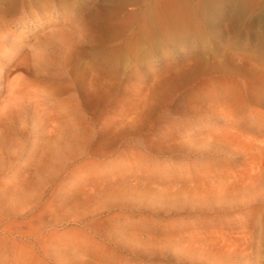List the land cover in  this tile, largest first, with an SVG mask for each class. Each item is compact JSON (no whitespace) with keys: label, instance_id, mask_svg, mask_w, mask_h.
I'll list each match as a JSON object with an SVG mask.
<instances>
[{"label":"rangeland","instance_id":"rangeland-1","mask_svg":"<svg viewBox=\"0 0 264 264\" xmlns=\"http://www.w3.org/2000/svg\"><path fill=\"white\" fill-rule=\"evenodd\" d=\"M0 264H264V0H0Z\"/></svg>","mask_w":264,"mask_h":264},{"label":"bare ground","instance_id":"bare-ground-1","mask_svg":"<svg viewBox=\"0 0 264 264\" xmlns=\"http://www.w3.org/2000/svg\"><path fill=\"white\" fill-rule=\"evenodd\" d=\"M182 1V0H181ZM185 1H188V0H185ZM202 1V6H204L205 4H207V0H201ZM209 1V0H208ZM232 1H234L235 3H236V5H238V4H241V2L243 1V0H232ZM7 2H9V4L11 5V6H13L14 5V2H15V0H7ZM183 4H184V2H183ZM209 6V5H208ZM208 11V10H207ZM191 12L193 13V14H197V13H195L194 12V10L192 11V9H191ZM209 12V11H208ZM237 12L239 13V12H241V8H240V6H237ZM200 14V16H202L203 14H204V11H202V12H200L199 13ZM174 20V19H173ZM176 22V21H175ZM175 22H173V23H175ZM239 22V21H238ZM100 24V23H99ZM169 24V23H168ZM197 28V27H196ZM216 28V27H215ZM200 29V28H199ZM62 44H63V47H62V49H61V51H73V50H75V49H77L78 48V43H76V41L75 42H73L72 40H69V39H64V41L62 42ZM137 53V52H136ZM170 93H171V91H170ZM173 94V93H172ZM75 99V98H74ZM147 114V113H146ZM148 114H149V112H148ZM147 114V115H148Z\"/></svg>","mask_w":264,"mask_h":264}]
</instances>
